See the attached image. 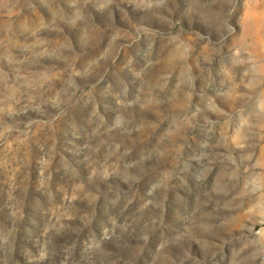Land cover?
<instances>
[{"label": "rangeland", "instance_id": "1", "mask_svg": "<svg viewBox=\"0 0 264 264\" xmlns=\"http://www.w3.org/2000/svg\"><path fill=\"white\" fill-rule=\"evenodd\" d=\"M0 264H264V0H0Z\"/></svg>", "mask_w": 264, "mask_h": 264}]
</instances>
